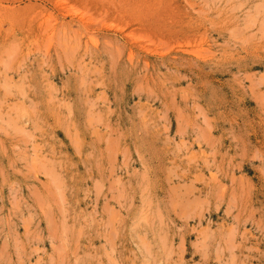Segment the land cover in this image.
<instances>
[{
  "label": "rangeland",
  "instance_id": "374dc122",
  "mask_svg": "<svg viewBox=\"0 0 264 264\" xmlns=\"http://www.w3.org/2000/svg\"><path fill=\"white\" fill-rule=\"evenodd\" d=\"M0 264H264V0H0Z\"/></svg>",
  "mask_w": 264,
  "mask_h": 264
}]
</instances>
